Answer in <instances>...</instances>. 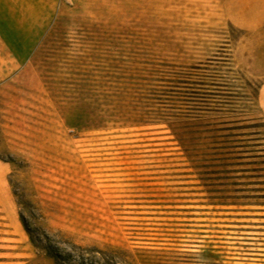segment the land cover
I'll return each instance as SVG.
<instances>
[{
    "label": "rangeland",
    "instance_id": "rangeland-1",
    "mask_svg": "<svg viewBox=\"0 0 264 264\" xmlns=\"http://www.w3.org/2000/svg\"><path fill=\"white\" fill-rule=\"evenodd\" d=\"M226 0H0V264H264V117Z\"/></svg>",
    "mask_w": 264,
    "mask_h": 264
},
{
    "label": "crops",
    "instance_id": "crops-1",
    "mask_svg": "<svg viewBox=\"0 0 264 264\" xmlns=\"http://www.w3.org/2000/svg\"><path fill=\"white\" fill-rule=\"evenodd\" d=\"M226 16L233 26L250 34V62L261 77L255 103L258 115L264 117V0H226Z\"/></svg>",
    "mask_w": 264,
    "mask_h": 264
},
{
    "label": "trees",
    "instance_id": "trees-1",
    "mask_svg": "<svg viewBox=\"0 0 264 264\" xmlns=\"http://www.w3.org/2000/svg\"><path fill=\"white\" fill-rule=\"evenodd\" d=\"M29 236L35 246L41 249L53 264H109V261L113 259V254L108 250L75 245L62 247L60 242L48 234H43V237H34L29 233Z\"/></svg>",
    "mask_w": 264,
    "mask_h": 264
}]
</instances>
